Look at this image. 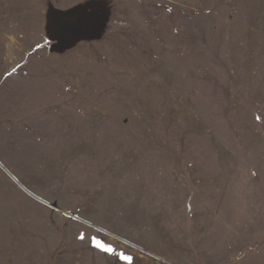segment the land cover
<instances>
[{
    "label": "rangeland",
    "instance_id": "374dc122",
    "mask_svg": "<svg viewBox=\"0 0 264 264\" xmlns=\"http://www.w3.org/2000/svg\"><path fill=\"white\" fill-rule=\"evenodd\" d=\"M93 236L264 264V0H0V264H126Z\"/></svg>",
    "mask_w": 264,
    "mask_h": 264
},
{
    "label": "snow or ice",
    "instance_id": "6c2138e0",
    "mask_svg": "<svg viewBox=\"0 0 264 264\" xmlns=\"http://www.w3.org/2000/svg\"><path fill=\"white\" fill-rule=\"evenodd\" d=\"M169 11H171V9H169ZM87 24V21H83L81 22L80 25H73V24H65L64 27H68V28H71V27H77V26H82V25H86ZM60 33L55 31L53 32V39L56 38L57 35H59ZM49 43V41L45 40L44 44H37L36 45V48H41V47H44L45 44ZM16 72V68L13 67L11 70H7L5 72V77H10L12 76L14 73ZM259 119V118H257ZM64 215L66 217H69V218H73V219H79V217H73L71 215V213H68V212H65ZM78 238L83 241L85 239V234L84 233H80ZM91 240L94 242V246L98 249H100L101 251L103 252H106V253H109L111 255H114V256H117L120 260H123L126 262V264H133L134 262V258L131 256V255H127L125 254L124 252H117L116 249L114 247H112L110 244H106L104 243L103 241L99 240L97 237L93 236L91 237Z\"/></svg>",
    "mask_w": 264,
    "mask_h": 264
}]
</instances>
